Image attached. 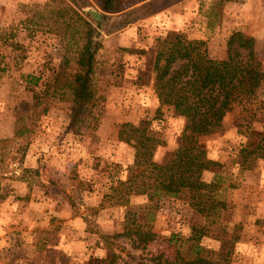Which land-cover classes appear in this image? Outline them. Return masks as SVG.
<instances>
[{"label":"rangeland","instance_id":"1","mask_svg":"<svg viewBox=\"0 0 264 264\" xmlns=\"http://www.w3.org/2000/svg\"><path fill=\"white\" fill-rule=\"evenodd\" d=\"M46 1L0 0V139L12 135L13 106L30 100L61 58V37L37 30L30 34L24 23L28 8ZM87 1L82 8L104 13L96 0ZM203 1L201 9L212 3L219 13L211 32L206 16L198 13L200 0H156L148 15L129 14L133 6L106 14L97 26L101 47L94 80L102 112L96 128L76 132L69 120L71 103L50 97L23 156L13 154L21 150L14 144L0 149V264H95V258L108 255L100 235L127 229L131 236L111 237L118 264H155L156 256L174 260L178 253L192 259L193 243L213 250L217 264H264V160L240 168L236 157L246 139L231 111L224 113L222 133L200 138L207 157L219 163L201 175L225 203L217 224L205 225L185 197L162 198L147 221L145 196L126 195L125 202L110 187L126 178L134 160V148L117 138L120 124L151 121L163 143L156 146L155 161L177 146L183 118L159 105L153 90L159 42L175 32L205 41V53L215 60L227 57L226 40L233 31L252 36L260 84L243 110L264 114V0ZM135 231L154 236L140 242ZM198 234V240L189 239Z\"/></svg>","mask_w":264,"mask_h":264},{"label":"trees","instance_id":"2","mask_svg":"<svg viewBox=\"0 0 264 264\" xmlns=\"http://www.w3.org/2000/svg\"><path fill=\"white\" fill-rule=\"evenodd\" d=\"M155 1L96 0V3L105 14L120 13L133 6L129 14L140 11L148 15L154 11ZM85 2L88 1L48 0L26 11L29 15L24 23L28 32L31 34L37 30L61 37L64 41L63 52L57 68L42 88L33 91L30 100L20 101L13 106L12 135L0 139V149L14 144L21 150L13 151V154L20 158L23 156L32 132L49 110L47 99L50 97L71 103L69 120L76 132L83 131L82 128H96L102 106L94 73L98 66L101 43L97 39L99 21L86 16L81 10ZM202 2L200 0L198 13L206 16V28L211 32L219 13L212 3L207 9H201ZM34 7H38V11L31 15L28 11ZM204 45L203 40H187L184 34L175 32L160 40L153 61V90L159 105L171 107L175 116L183 118L175 148L167 151L161 160H153L156 146L163 143L148 119H140L137 123H122L117 130L118 140L129 144L135 152L133 163L127 168L126 178L119 179L116 185L110 187L113 195H119L125 202L126 195L145 196L148 201L144 206L147 221L153 218L156 203L162 198L185 197L190 207L203 216L205 225L218 223L225 203L216 198L215 185L204 182L201 175L203 170L219 163L207 157L200 138L224 131V113L232 112L237 132L246 139L240 143L236 157L240 168L248 170L264 160V114L257 110H243L260 84L253 37L239 30L233 31L226 40L227 57L224 59L208 57ZM132 52L144 54L145 50L133 49ZM32 80L36 82L37 77H32ZM156 112L160 114L159 106ZM3 156L2 149L0 160ZM135 233L138 235L137 231ZM131 234L132 231L127 229L111 236L100 235L108 248V255L95 258L93 262L118 264L119 255L110 250L113 245L111 237H129ZM199 234L189 239L198 240ZM139 235L140 242H147L154 233L144 232ZM188 251L195 257L186 259L178 253L174 260H162L156 256L153 261L155 264H217L211 257L213 250L193 243Z\"/></svg>","mask_w":264,"mask_h":264},{"label":"water","instance_id":"3","mask_svg":"<svg viewBox=\"0 0 264 264\" xmlns=\"http://www.w3.org/2000/svg\"><path fill=\"white\" fill-rule=\"evenodd\" d=\"M82 9L86 16L91 17L95 21H99V23H102L108 19L106 14L102 13L100 10L95 9L91 6H86Z\"/></svg>","mask_w":264,"mask_h":264}]
</instances>
